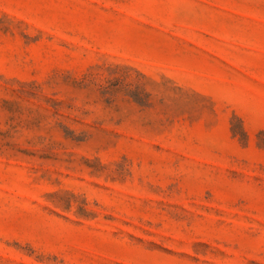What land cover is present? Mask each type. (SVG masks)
Listing matches in <instances>:
<instances>
[{
    "label": "rangeland",
    "instance_id": "374dc122",
    "mask_svg": "<svg viewBox=\"0 0 264 264\" xmlns=\"http://www.w3.org/2000/svg\"><path fill=\"white\" fill-rule=\"evenodd\" d=\"M0 264H264V0H0Z\"/></svg>",
    "mask_w": 264,
    "mask_h": 264
}]
</instances>
